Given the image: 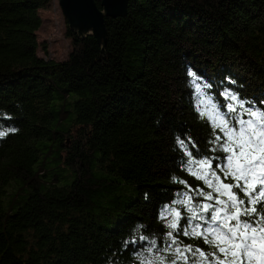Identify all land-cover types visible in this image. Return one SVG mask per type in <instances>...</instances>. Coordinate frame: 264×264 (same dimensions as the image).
<instances>
[{
	"label": "trees",
	"instance_id": "16d2710c",
	"mask_svg": "<svg viewBox=\"0 0 264 264\" xmlns=\"http://www.w3.org/2000/svg\"><path fill=\"white\" fill-rule=\"evenodd\" d=\"M51 2L0 0V131L16 129L0 138V264H137L138 237L170 242L159 213L188 190L172 177L204 187L176 140L212 147L195 84L264 107V0H128L98 33L70 24L61 61L38 53Z\"/></svg>",
	"mask_w": 264,
	"mask_h": 264
},
{
	"label": "snow or ice",
	"instance_id": "6c2138e0",
	"mask_svg": "<svg viewBox=\"0 0 264 264\" xmlns=\"http://www.w3.org/2000/svg\"><path fill=\"white\" fill-rule=\"evenodd\" d=\"M187 76L202 79L191 68ZM212 87L197 82L194 89V109L211 128L212 147L201 154L194 151L198 145L190 137L176 138L186 157L184 170L204 187L192 188L187 180L172 177L188 190L178 193L183 198L165 204L159 213L170 242L157 248V241L138 237L148 247L135 253L137 264H189L190 258L191 264H264V107L257 108L227 89L219 94L226 101L221 103L205 91ZM15 131H0V138ZM172 205H181L187 215ZM189 236L210 251L190 244L182 247L180 238ZM154 248L169 255H145Z\"/></svg>",
	"mask_w": 264,
	"mask_h": 264
},
{
	"label": "rangeland",
	"instance_id": "374dc122",
	"mask_svg": "<svg viewBox=\"0 0 264 264\" xmlns=\"http://www.w3.org/2000/svg\"><path fill=\"white\" fill-rule=\"evenodd\" d=\"M40 15L42 17V25L36 32L40 43L39 55L56 61L67 59L73 49V40L68 32L70 22L63 13L60 0H52L49 6L40 10ZM199 57L207 59L210 56L202 55ZM200 60H196V63L204 65L205 61L202 62ZM213 64L217 65L216 67L218 68L220 66H224L227 69L232 67L230 63L221 64L215 62Z\"/></svg>",
	"mask_w": 264,
	"mask_h": 264
},
{
	"label": "water",
	"instance_id": "95a60500",
	"mask_svg": "<svg viewBox=\"0 0 264 264\" xmlns=\"http://www.w3.org/2000/svg\"><path fill=\"white\" fill-rule=\"evenodd\" d=\"M128 0H102L101 11L94 0H60L63 13L71 25L92 26L95 32L103 29V16H118L126 13Z\"/></svg>",
	"mask_w": 264,
	"mask_h": 264
}]
</instances>
